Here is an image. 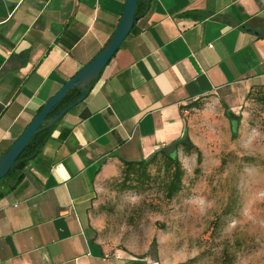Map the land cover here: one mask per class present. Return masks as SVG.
Instances as JSON below:
<instances>
[{
	"label": "crops",
	"instance_id": "1",
	"mask_svg": "<svg viewBox=\"0 0 264 264\" xmlns=\"http://www.w3.org/2000/svg\"><path fill=\"white\" fill-rule=\"evenodd\" d=\"M126 1L0 0V156L104 47ZM150 1L22 179L0 180V264H154L95 239L96 181L187 140V105L213 97L238 113L264 86V0Z\"/></svg>",
	"mask_w": 264,
	"mask_h": 264
},
{
	"label": "rangeland",
	"instance_id": "2",
	"mask_svg": "<svg viewBox=\"0 0 264 264\" xmlns=\"http://www.w3.org/2000/svg\"><path fill=\"white\" fill-rule=\"evenodd\" d=\"M226 108L213 97L188 107L187 137L203 160L177 149L185 174L172 199L162 155L148 166L150 179L131 176L132 188L122 170L96 181L88 213L110 253L160 264H264V110L253 99L230 116Z\"/></svg>",
	"mask_w": 264,
	"mask_h": 264
},
{
	"label": "trees",
	"instance_id": "3",
	"mask_svg": "<svg viewBox=\"0 0 264 264\" xmlns=\"http://www.w3.org/2000/svg\"><path fill=\"white\" fill-rule=\"evenodd\" d=\"M150 2H151L150 0H138L136 14L139 18L145 15L150 10ZM136 31L137 28L135 24L131 32H136ZM80 95H81L80 88L78 87L71 88L66 94V96L54 106L51 113L49 114V117L56 114L58 111H60L65 106L70 104L72 101L77 99ZM250 99L257 101L264 110V86L263 85L253 86L247 95V101H249ZM196 105H197V101L187 105L186 108L193 107ZM42 108L43 106L40 107L36 115L42 110ZM226 113L229 116L231 115L230 114L231 112L226 111ZM55 125L56 123L53 126L46 128L41 132L37 133L31 139L27 147L16 159V162L12 166L11 171L4 178H11L14 184L22 179L23 177V173L21 172L22 168L26 165V163L29 160L35 158L42 151L43 147L47 144L51 136V130L54 128ZM233 136L234 137L237 136L236 131L233 133ZM180 146H182L187 153H190L193 149H195L197 153V162L198 164L202 163L203 160L202 151L196 144H194L191 141V139L187 138V140L185 141H176L172 143V145L170 146V147H174L173 152L170 150L171 148H169L168 146L160 151H157L149 159L138 160V161H123V166L121 170L125 175L124 178V184L126 185L125 188H132L131 176L134 174H137V179H139L142 182H144L146 179H150V174L148 173V166L152 163H155V161H157L158 159V156L162 155L164 157L163 159L164 164L162 165V167L166 178V180L163 183L165 195L167 198L172 199L182 189L183 177L185 174V169L183 168L181 161L179 160L177 155V149ZM2 196L3 194L0 192V199L2 198Z\"/></svg>",
	"mask_w": 264,
	"mask_h": 264
},
{
	"label": "water",
	"instance_id": "4",
	"mask_svg": "<svg viewBox=\"0 0 264 264\" xmlns=\"http://www.w3.org/2000/svg\"><path fill=\"white\" fill-rule=\"evenodd\" d=\"M138 0H127L121 20L117 29L107 41L99 53L87 64H85L75 75H73L48 101L43 105L42 110L27 125L24 132L12 143V145L0 156V180L3 179L12 169L16 159L27 147L31 139L42 130L53 126L69 110L81 103L89 93L92 85L101 76L104 68L108 65L115 53L118 51L124 40L131 33L138 21L137 16ZM80 88L81 95L49 117L54 106L61 101L71 88Z\"/></svg>",
	"mask_w": 264,
	"mask_h": 264
},
{
	"label": "bare ground",
	"instance_id": "5",
	"mask_svg": "<svg viewBox=\"0 0 264 264\" xmlns=\"http://www.w3.org/2000/svg\"><path fill=\"white\" fill-rule=\"evenodd\" d=\"M154 264H158V262H155Z\"/></svg>",
	"mask_w": 264,
	"mask_h": 264
}]
</instances>
